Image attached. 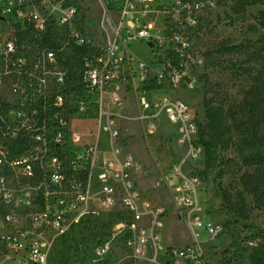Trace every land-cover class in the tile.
<instances>
[{
	"label": "built area",
	"instance_id": "built-area-1",
	"mask_svg": "<svg viewBox=\"0 0 264 264\" xmlns=\"http://www.w3.org/2000/svg\"><path fill=\"white\" fill-rule=\"evenodd\" d=\"M205 4L218 6L216 0H202L196 7ZM192 5L193 0H102L109 28L102 29L100 41L88 31L77 0H0V248L17 255L9 260L48 264L53 247L72 229L99 210L121 207L128 221L98 241L97 259L107 257L125 233L133 237L129 245L149 244L165 264H200L194 247L162 244L165 211L142 197L133 178L137 162L122 147L121 115L116 113L124 107L126 72L135 63L125 45L138 40L149 44L152 17ZM116 15L114 27L111 16ZM197 22L185 17L182 24L194 28ZM21 34L34 41H21ZM45 37L54 47L35 41ZM79 50H84L82 78L74 84L66 63ZM138 70L143 80L146 64L139 62ZM169 72L174 83L181 81L182 70L170 67ZM138 104L150 135L164 116L175 129L177 145L185 149L183 159L172 166L175 192L188 223L218 238L221 224L202 223L196 198L202 182L190 169L204 160L196 111L167 94L153 99L138 95ZM103 135L110 155L104 160Z\"/></svg>",
	"mask_w": 264,
	"mask_h": 264
},
{
	"label": "rangeland",
	"instance_id": "rangeland-1",
	"mask_svg": "<svg viewBox=\"0 0 264 264\" xmlns=\"http://www.w3.org/2000/svg\"><path fill=\"white\" fill-rule=\"evenodd\" d=\"M77 1L88 31L93 34V38L101 41L102 29L109 28L107 22H103L102 0ZM200 1L202 0H193V5L186 9H177L175 6L170 7L166 13H157L150 21L155 26L151 32V42L129 41V47L125 45L126 52L133 55L135 63L126 72L130 78L129 84L125 86L124 107L116 113L121 115L117 121L122 135V147L137 162L133 178L142 197L154 207L165 211L162 244L172 245L174 248L194 247L201 256L200 264H219L225 250L234 251L249 235V232L236 223L230 212L222 209V204L218 206V201L221 200L220 187L231 186L235 189L234 171H228L222 180L216 179V175L200 176L202 183L196 198L202 223L204 226H223V233L218 238L211 239L206 232L195 229L188 223L185 217L187 210L175 192L177 178L172 166L185 155V149L177 145L175 129L164 116L161 124H157L155 132L150 135L148 123L144 119L146 114L138 104V95L145 94L153 99L167 94L176 101L188 104L196 111L197 117L202 119L205 88L201 77L204 74H208L213 82L225 84L232 101L240 102L242 99L248 83L244 79L233 78L226 70L227 63L222 61L215 68L206 70L202 55L208 50H216L223 40L241 43L257 40L264 35V3L248 5L246 11L237 15L232 12L230 5L209 7L205 4L199 9L196 4ZM117 9L114 7L113 10ZM185 17L198 20V25L194 27L197 30L195 35L188 32L186 25L182 24ZM111 18L113 26L117 27L118 16ZM172 25L175 27L170 28ZM100 41L97 43L101 44ZM119 54H123V49ZM137 62H143L147 66L143 80ZM170 67L182 70L180 82L172 81ZM101 148L102 154H109L104 135ZM229 154L234 155L233 152ZM196 165H191L190 169L200 171L204 160L200 159ZM127 221L128 215L121 207L97 211L57 242L48 264H165L166 259L161 254H156L149 244L143 247H138L135 243L129 245L133 237L126 236L125 233L117 237L112 252L107 257L103 260L95 257L94 247L98 241L113 236L117 225ZM250 222L264 229V213L253 212ZM249 253V249H244L241 259L234 264H249ZM14 257L17 255L1 246L0 264H16L9 260Z\"/></svg>",
	"mask_w": 264,
	"mask_h": 264
},
{
	"label": "trees",
	"instance_id": "trees-1",
	"mask_svg": "<svg viewBox=\"0 0 264 264\" xmlns=\"http://www.w3.org/2000/svg\"><path fill=\"white\" fill-rule=\"evenodd\" d=\"M218 6L230 5L234 14L246 11L248 5L261 0H216ZM195 35L197 30L187 27ZM21 41H34L29 35H20ZM40 45L52 46L50 38L35 40ZM84 50L69 59V79L81 81ZM203 66L211 70L221 61L236 79H244L248 86L240 102L231 100L223 83L213 82L208 74L201 77L204 83V114L199 120L198 143L204 150V166L199 176L216 175L222 180L233 170L235 189L220 187L222 209L230 212L236 223L249 235L234 251L225 250L219 264H234L249 249V264H264V229L250 221L253 212L264 213V35L257 40L241 43L223 40L214 51L202 55ZM233 152L234 155L229 153ZM255 244V246H251Z\"/></svg>",
	"mask_w": 264,
	"mask_h": 264
},
{
	"label": "crops",
	"instance_id": "crops-1",
	"mask_svg": "<svg viewBox=\"0 0 264 264\" xmlns=\"http://www.w3.org/2000/svg\"><path fill=\"white\" fill-rule=\"evenodd\" d=\"M159 124H161V123H159ZM109 154L107 155V154H103L102 155V159L104 160V158H109ZM204 166V165H203ZM218 206H220L221 205V200L220 201H218ZM165 247H168V248H174V246H172V245H168V246H165Z\"/></svg>",
	"mask_w": 264,
	"mask_h": 264
}]
</instances>
